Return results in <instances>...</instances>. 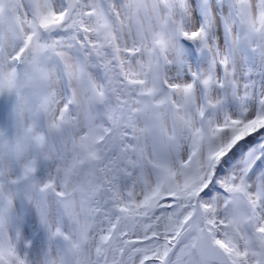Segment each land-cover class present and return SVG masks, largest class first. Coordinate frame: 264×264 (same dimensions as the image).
Wrapping results in <instances>:
<instances>
[{
	"label": "snow or ice",
	"instance_id": "1",
	"mask_svg": "<svg viewBox=\"0 0 264 264\" xmlns=\"http://www.w3.org/2000/svg\"><path fill=\"white\" fill-rule=\"evenodd\" d=\"M0 264H264V0H0Z\"/></svg>",
	"mask_w": 264,
	"mask_h": 264
}]
</instances>
